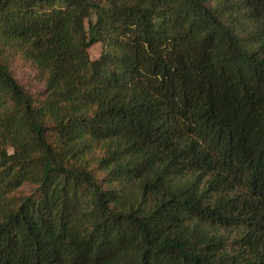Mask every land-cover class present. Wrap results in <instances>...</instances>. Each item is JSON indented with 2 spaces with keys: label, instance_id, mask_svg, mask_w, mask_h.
Returning a JSON list of instances; mask_svg holds the SVG:
<instances>
[{
  "label": "trees",
  "instance_id": "trees-1",
  "mask_svg": "<svg viewBox=\"0 0 264 264\" xmlns=\"http://www.w3.org/2000/svg\"><path fill=\"white\" fill-rule=\"evenodd\" d=\"M0 264H264V0H0Z\"/></svg>",
  "mask_w": 264,
  "mask_h": 264
},
{
  "label": "rangeland",
  "instance_id": "rangeland-1",
  "mask_svg": "<svg viewBox=\"0 0 264 264\" xmlns=\"http://www.w3.org/2000/svg\"><path fill=\"white\" fill-rule=\"evenodd\" d=\"M101 45L95 44L91 47L90 53L92 58L99 56L101 52ZM13 72L17 80L26 88L27 91L36 96H41L44 92V82L41 81L34 66L25 59L17 56L13 60ZM26 191L31 189L30 186L24 188Z\"/></svg>",
  "mask_w": 264,
  "mask_h": 264
}]
</instances>
